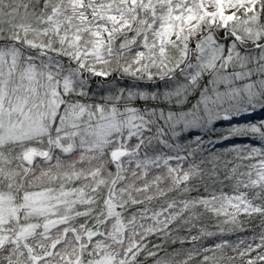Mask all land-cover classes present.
Wrapping results in <instances>:
<instances>
[{"label": "snow or ice", "instance_id": "6c2138e0", "mask_svg": "<svg viewBox=\"0 0 264 264\" xmlns=\"http://www.w3.org/2000/svg\"><path fill=\"white\" fill-rule=\"evenodd\" d=\"M0 264H264V0H0Z\"/></svg>", "mask_w": 264, "mask_h": 264}, {"label": "trees", "instance_id": "16d2710c", "mask_svg": "<svg viewBox=\"0 0 264 264\" xmlns=\"http://www.w3.org/2000/svg\"><path fill=\"white\" fill-rule=\"evenodd\" d=\"M224 146H228V145H224Z\"/></svg>", "mask_w": 264, "mask_h": 264}, {"label": "water", "instance_id": "95a60500", "mask_svg": "<svg viewBox=\"0 0 264 264\" xmlns=\"http://www.w3.org/2000/svg\"><path fill=\"white\" fill-rule=\"evenodd\" d=\"M224 146V145H223Z\"/></svg>", "mask_w": 264, "mask_h": 264}]
</instances>
